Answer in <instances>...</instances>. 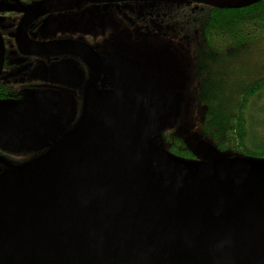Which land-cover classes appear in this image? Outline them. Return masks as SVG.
<instances>
[{
    "label": "water",
    "instance_id": "1",
    "mask_svg": "<svg viewBox=\"0 0 264 264\" xmlns=\"http://www.w3.org/2000/svg\"><path fill=\"white\" fill-rule=\"evenodd\" d=\"M157 92L88 90L74 128L0 176V264H264V159L165 150Z\"/></svg>",
    "mask_w": 264,
    "mask_h": 264
},
{
    "label": "flooded vegetation",
    "instance_id": "2",
    "mask_svg": "<svg viewBox=\"0 0 264 264\" xmlns=\"http://www.w3.org/2000/svg\"><path fill=\"white\" fill-rule=\"evenodd\" d=\"M210 10L191 0H0V176L74 128L88 90H155L163 76L151 44L181 47Z\"/></svg>",
    "mask_w": 264,
    "mask_h": 264
},
{
    "label": "trees",
    "instance_id": "3",
    "mask_svg": "<svg viewBox=\"0 0 264 264\" xmlns=\"http://www.w3.org/2000/svg\"><path fill=\"white\" fill-rule=\"evenodd\" d=\"M210 8L201 34L207 55L202 60L203 52L199 50L198 57L206 71L209 67L205 63L214 58L211 52L216 49L220 54L230 53L222 58L224 61L246 47L264 54V0L237 9ZM217 93L210 84L201 86L198 100L204 108L200 133L204 141L219 152L264 159V120L257 118L264 117V76L252 79L234 93L232 102L230 97ZM163 139L170 153L196 159L185 138L169 134Z\"/></svg>",
    "mask_w": 264,
    "mask_h": 264
},
{
    "label": "rangeland",
    "instance_id": "4",
    "mask_svg": "<svg viewBox=\"0 0 264 264\" xmlns=\"http://www.w3.org/2000/svg\"><path fill=\"white\" fill-rule=\"evenodd\" d=\"M205 15L203 12V16ZM203 44L205 42L201 34L185 39L181 47H173L167 53L163 44L159 42L151 44L150 48L158 54L156 67L163 76V82L156 83L159 85L155 87L158 94L155 96L154 104L159 115L157 140L164 148L167 143L163 137L166 138L169 134L179 135L185 138L199 161H216L230 157L248 158L238 153L213 150V147L204 141L200 135L204 108L198 98L201 86L205 83L210 84L223 98L230 97L232 102L234 93L252 79L264 76V54L246 47L234 56H228V61H224L222 58L230 53L226 51L220 54L219 49H216L211 52L214 58L205 63L209 67L206 71L201 64L202 61L198 62L199 50L203 52L202 60L204 55H207ZM257 118L264 120L263 116ZM173 130L177 133L172 134ZM151 140L153 141V138Z\"/></svg>",
    "mask_w": 264,
    "mask_h": 264
}]
</instances>
